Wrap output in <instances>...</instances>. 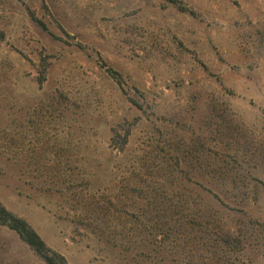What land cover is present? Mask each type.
Listing matches in <instances>:
<instances>
[{"label": "rangeland", "instance_id": "rangeland-1", "mask_svg": "<svg viewBox=\"0 0 264 264\" xmlns=\"http://www.w3.org/2000/svg\"><path fill=\"white\" fill-rule=\"evenodd\" d=\"M0 202L69 264H264V0H0Z\"/></svg>", "mask_w": 264, "mask_h": 264}, {"label": "trees", "instance_id": "trees-1", "mask_svg": "<svg viewBox=\"0 0 264 264\" xmlns=\"http://www.w3.org/2000/svg\"><path fill=\"white\" fill-rule=\"evenodd\" d=\"M44 28L45 25L42 24ZM0 225L15 232L20 240L26 244L46 264H69L60 253L53 251L33 227L23 218L9 211L0 202Z\"/></svg>", "mask_w": 264, "mask_h": 264}]
</instances>
